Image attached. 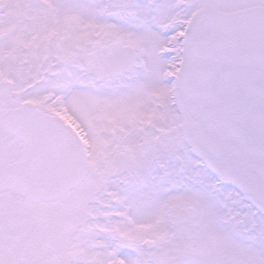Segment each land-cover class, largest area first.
I'll return each mask as SVG.
<instances>
[{
  "label": "snow or ice",
  "instance_id": "1",
  "mask_svg": "<svg viewBox=\"0 0 264 264\" xmlns=\"http://www.w3.org/2000/svg\"><path fill=\"white\" fill-rule=\"evenodd\" d=\"M0 264H264V0H0Z\"/></svg>",
  "mask_w": 264,
  "mask_h": 264
}]
</instances>
